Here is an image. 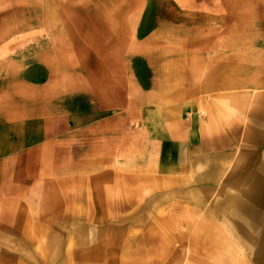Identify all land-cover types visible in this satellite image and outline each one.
Returning a JSON list of instances; mask_svg holds the SVG:
<instances>
[{
	"label": "rangeland",
	"instance_id": "obj_1",
	"mask_svg": "<svg viewBox=\"0 0 264 264\" xmlns=\"http://www.w3.org/2000/svg\"><path fill=\"white\" fill-rule=\"evenodd\" d=\"M135 1L127 0L129 25ZM86 2L0 0V264H264V182L247 189L253 183L242 180L264 154V144L247 140L264 115V0H224L223 28L208 15L197 54L209 64L223 57L222 110L208 111L206 124L218 165L187 168L168 166L165 150L158 158L162 131L134 116L151 107L146 101L129 99L128 117L112 118L108 132L89 131L104 126L87 113L108 103L99 91L110 87L96 86L90 105L73 92L78 43L91 40L78 37ZM223 190L236 197L224 200ZM229 199L250 210L244 230L232 224Z\"/></svg>",
	"mask_w": 264,
	"mask_h": 264
},
{
	"label": "crops",
	"instance_id": "obj_2",
	"mask_svg": "<svg viewBox=\"0 0 264 264\" xmlns=\"http://www.w3.org/2000/svg\"><path fill=\"white\" fill-rule=\"evenodd\" d=\"M58 2L56 4L60 5L61 2ZM135 2L136 8L133 10L130 25L127 0H87L83 3L89 6L88 26L87 29L79 30L78 37L91 40L78 43L77 63L74 65L78 71L71 81L72 86L77 89L73 92L87 94L85 101L90 105L94 101L92 95L94 98L97 95L96 86L110 87L99 91L109 97L105 99L108 103L103 104V101H100L99 106H94L93 110L87 113L89 118L103 119L101 122L99 120L98 124L104 126H89V131L108 132V124L112 118L128 117L127 113L122 112L126 109L129 99L135 98L137 101H146L151 107L144 109L145 113L140 111L134 116L155 119L154 129L159 127L162 131V136L154 138L158 141V158L161 150H165L164 162L174 168H187L208 162L218 165L217 162L212 163V153L208 152L210 148H217L218 145H208L206 124L211 117L208 111L222 110L220 103L224 102L225 86L223 57L219 59L217 56L215 61L212 60L209 64L207 56L203 57L197 53L200 52V37L209 30L208 15L216 26L220 22L223 28L224 0ZM97 6L112 7V10L105 14L97 13L96 8L91 9ZM213 7L215 8L210 9ZM218 38L223 39L222 29L217 32V47L214 51L221 55L224 51L222 46L217 45ZM202 53L204 54L203 51ZM204 69L208 72L200 74L203 78L197 82L198 71ZM231 69L237 71L233 72L231 86L239 87L238 63L231 66ZM64 80L61 77L54 79L53 86L56 87L57 94H62L60 86H63ZM47 86L48 83L46 88ZM81 86L88 88L81 89ZM238 93L239 91L235 94ZM110 107H118L120 114L107 115V108ZM80 115L79 105H76L73 116ZM260 122L261 124H258ZM78 133L80 132L76 134ZM247 140L256 147L264 144V115L257 124L251 125ZM121 141L120 143L126 144L127 137ZM215 142H218V137ZM215 174L211 169L203 176L211 177ZM242 180L244 185L253 183L248 185L247 189L253 188L254 183L264 182V154L256 166L246 171ZM234 197L235 194L224 191V200ZM229 206L232 207L231 220L234 228L244 230L250 222L249 208L240 201L230 202V199L224 207Z\"/></svg>",
	"mask_w": 264,
	"mask_h": 264
}]
</instances>
